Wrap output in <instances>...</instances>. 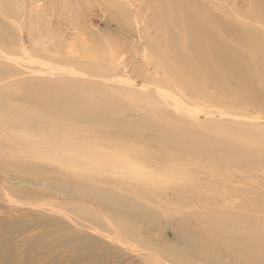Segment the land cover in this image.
<instances>
[{"label": "rangeland", "instance_id": "rangeland-1", "mask_svg": "<svg viewBox=\"0 0 264 264\" xmlns=\"http://www.w3.org/2000/svg\"><path fill=\"white\" fill-rule=\"evenodd\" d=\"M113 1L118 2L0 0V103L10 102L16 110L38 113L44 119L50 114L40 109L42 98L66 105L88 96L95 104L85 113L117 111L123 116L110 125L63 122L62 127L73 128L67 136L47 128L38 131L29 128L32 125L0 122V264H157L142 240L158 249L178 250L162 227L166 220L174 228L184 226L188 238L199 243L210 239L202 234L205 212H219L222 206L237 212L264 205V84L254 65L257 59L264 60V49L247 44L255 38L252 44L258 47L257 38L264 39V0L211 1L218 20L231 23L233 29L222 32L213 26V35L225 43V54L223 59L211 58L201 46L199 54L207 62L201 70L183 47L185 33L170 21L175 15L183 21L170 0H160L167 13L158 21V10L152 6L157 0H151V5L149 0H123L134 8L129 20L145 32L140 34L130 22L125 30L134 38L125 46V32L110 20L111 9L107 16L103 11ZM77 3L79 12L73 11ZM70 17L77 22L78 34L69 24ZM102 18L111 22L107 25ZM56 21L63 25L58 33L65 48L63 60L49 57L64 51L50 50L45 58L27 43L38 28L55 29ZM171 33L179 40L175 51ZM145 38L146 50L141 41ZM72 47L83 61L69 57ZM124 47L133 50L130 63L116 73L117 61H107L104 55ZM166 62L172 71L169 66L167 71ZM152 69L165 76L168 87L155 88V81L148 84L146 72L151 80L161 77ZM36 86H42L41 90ZM23 94L34 99L18 101ZM170 99L191 102L198 116L179 114L180 107L167 104ZM0 113H5L1 119L13 115ZM62 180L70 182V188H61ZM90 185L110 187L129 215L108 212L70 194L72 189L86 190ZM109 199L117 202L115 197ZM190 205L197 211L187 212ZM95 214L99 220L90 217ZM38 217L44 220L41 224ZM107 220L128 227L138 234L137 239L106 231ZM92 222L101 225L97 228ZM75 223L92 225L95 231H80ZM73 228L86 231L88 238H75L69 231Z\"/></svg>", "mask_w": 264, "mask_h": 264}, {"label": "bare ground", "instance_id": "bare-ground-1", "mask_svg": "<svg viewBox=\"0 0 264 264\" xmlns=\"http://www.w3.org/2000/svg\"><path fill=\"white\" fill-rule=\"evenodd\" d=\"M66 1L67 0H65V2ZM161 1L157 0V4L152 5L154 7V9L158 10V13H159L157 16V21L161 18L163 19L164 17H166L165 15L167 13L165 3L163 4V3H161ZM211 1L213 2V0H207V1L206 0H170V4L173 7H177V9L179 8L181 16L183 18V21H181L175 15L171 18L170 21L172 22L173 25H175V27H177V28L180 27V29L183 30V32L185 33L186 42H184L183 47L190 51L189 59L195 61L200 66V68L198 70H201L203 67V64L207 63L206 60L202 59L201 55L199 54L200 48H202V47L205 48L206 52L209 54V56L211 58H217L219 60V59H223V57H224V54H225L224 44L225 43L220 38H216V36L213 35V30L215 29V27H213V26H216V28L219 26L220 29L222 30V32L227 31L229 29H233V25L231 23H227L224 20H218V17H216L214 14V11L211 10V9H213V6H214ZM79 2L81 3V1H79ZM57 4H58V2H57ZM127 4L128 3L123 2V0H120V1L118 0V2L113 1V3H110V5L108 4V6L106 5V7H103V11L105 13L109 11L107 9H111L110 13L113 16L110 17V20H113L116 23V26L118 27L119 31L124 30L125 34L122 35V36H124V37H122L124 39V41H122V42H124V43H122L124 46L127 44L128 41H132L134 38V34L132 32L125 30V27H130L129 26V25H131L130 22L133 25L135 22L132 20L130 21L129 19H131V18L128 17V15L134 13V11H133L134 8L132 9L131 8L132 6L127 5ZM149 4L151 5V0H149ZM78 5L79 4L77 3L76 10H73V11L79 12L78 7H77ZM37 10H38V8H37ZM115 13L118 15L117 17H120L122 19V22H121V19L119 21L116 19L117 17L115 16L116 15ZM105 15L107 16V13ZM197 16H200L203 19H200ZM71 19L72 18L70 17V20H69L70 23L69 24H70V26L73 27L74 30H77V34H78L79 28L77 27V22L72 23ZM57 21L55 22L56 23L55 29L54 28H48L46 25L44 27L42 26L43 28L42 27L38 28L35 32L32 33V38H31V40H28L27 43H29L28 45L32 46V48H37L39 50V52L42 54V56H44L45 58L49 57L48 55H49L50 50H51V52L53 50L57 51V53L64 51V54L59 53V57H53V58L49 57V59H52V60H54L56 58L63 60L64 55H65V48H64L63 41L59 38V35H58L60 29L63 28L62 27L63 25H60L61 23H59ZM100 21L104 22L107 25L109 24V22H111V21L108 22L107 18L106 19L102 18V20H100ZM206 23L211 25L212 27H207L205 25ZM135 24H137V23H135ZM64 26L66 27L67 25H64ZM135 26L138 28L137 31L140 32V34L143 33L145 35V32L142 31L138 25H134V28L136 29ZM140 26H142V25H140ZM31 28H33V27H31ZM85 32L92 34V32L89 29H86ZM107 33H108L107 31H104L105 35H107ZM171 34L172 35H170V39L172 40V43L175 46L179 40L175 35H173V33H171ZM72 38L74 39V37H72ZM254 39H252V40L250 39L251 42L248 41L247 44L252 45V48H254L255 50H259L260 47H261V49L262 48L264 49V39L257 38L258 42L260 43V46H258V47H257L258 44H254V45L252 44ZM46 41H48L50 43L48 48L44 46V43ZM83 41L85 43V40H83ZM141 41H143V43L145 45L144 49L146 50L147 49L146 44L148 43V39L145 38V40L143 39ZM80 45H81L80 47L84 46V48H86V50H87V47H85V45H83V43L80 42ZM86 46H88V45H86ZM198 46H200V47L198 48ZM68 47H70V46H68ZM72 49H73V47L71 48V51L69 53H67L69 55V57H73L74 61H79L82 58L81 61H83L84 58L82 56L75 55L77 52L73 53ZM177 49L178 48L176 46L172 48V50H174V51ZM132 52H133V50H130V48L125 49V47H124L123 49H119L118 51H115L114 55H109L108 52H106V54L104 53L105 54L104 57H106L105 60H107V61H112V62L117 61L116 67H118V68L114 69V71L116 70L115 71L116 73H120L125 68H127V66L129 65ZM70 53L71 54L73 53L74 55H71ZM178 55L180 56V54H178ZM198 55L201 57L202 60L198 59L199 58ZM111 56H113L112 59H111ZM93 58H95V57L94 56L92 58L88 57V59H93ZM145 58H143V59H145ZM145 63H148V61L146 60ZM166 64H167V67L169 66L170 70L172 71V66L167 62H166ZM254 65L256 66V75L260 76V82L264 84V77H263V75H264L263 74V72H264V60L262 58L257 59L255 61ZM187 66L189 68V65H187ZM116 67L114 66L113 68H116ZM169 67L167 70L168 72H169ZM152 70L156 74H158L159 77L160 76L161 77L159 79L155 78V79L151 80L150 76H149V74H151V73L145 71L146 74H144V75L145 76L148 75L147 77H149V79L147 80L148 84L149 83L152 84V82L155 81L156 83L154 85L152 84L153 86H155V88L168 87L169 83H167L168 81H165V79H164L165 76L161 75L160 72L158 73L155 69H152ZM187 74H189V72H187ZM123 79L125 82H128L127 78H123ZM80 82H82V81H80ZM121 82H123V81H121ZM142 84H143V82H142ZM35 88H38L41 90L42 86H40V87L36 86ZM135 88L137 89V87H133V88L131 87L130 90L133 89L132 91H134ZM138 91H141V89L139 88ZM180 93H182V92L180 91ZM32 96L33 95H30V94H23V95L19 96L17 98V100L22 101V102H30L34 99ZM61 96L62 95H59V99L62 100L64 98V96L63 97H61ZM92 104H95V101L92 98H89L88 96L87 97L82 96L81 98H79V101L77 103L74 102V103L70 104V102H69L66 105L65 104L61 105V102L59 103L58 101L54 102L53 98H42V100H41L42 107H40V109H43L44 111H46L47 113L50 114L49 117L42 119V117L41 118L38 117V113L33 114L30 112H24L22 110L18 111L14 108V106L10 102L1 101L0 112L5 111V112L13 114V115H11L7 118H4V119L0 118V122L15 123V124H19V125L26 126V127L27 126L29 127L30 125H32V127L30 126L29 128H31L33 130L38 129V131H42L44 128H47V129H50V131H53L55 134L57 133L59 135L62 134L63 136H67L68 132L69 133L72 132L73 128L69 131V129L66 126L62 127L61 124L63 122L71 121V122H73V123L75 122L77 124H83L86 122H92V123L98 122V123H102V124L105 123L104 125H108V124L110 125L113 122L121 121V119L123 118V116L119 114L120 112H117V111H111V112L108 111V112L100 114V115L96 114V112L85 113V111H86L85 109L88 106L89 107L92 106ZM167 104L170 107L175 108V109L177 107H180V111L182 113H179V114L184 115L188 118L192 117V115L194 117L198 116L195 108H191V106H193V105L189 101L185 100L184 102H176L175 99L174 100L170 99L167 102ZM5 106H7L8 108ZM183 106H185V107L183 108ZM1 114H5V113H0V115ZM54 126L56 128H59V130L52 129V127H54ZM39 129H42V130H39ZM39 136H41V135H39ZM47 136H49V135H47ZM47 136H45V137H47ZM32 137H34V136H32ZM45 137H42V138L46 139ZM54 138H56V137H54ZM95 179H98V178H95ZM82 181H84V180H82ZM95 183H96V181H95ZM97 184H98V182H97ZM97 184H95V185H97ZM60 186L63 189L64 188H70V182L62 180ZM105 186H107V184ZM105 186L101 187V186H91L90 185V186H87L88 188H86V190H82L79 188L72 189L73 191L70 190V194L75 198H82L85 201H91L97 207L108 210V212L119 213L121 215L128 216L129 214L127 212L130 210L125 208V206H123L119 203V201H118L119 198L113 194V192L109 189L110 187H105ZM236 190H238V189H236ZM36 197H42V194H36ZM113 197H115L117 202L112 200V199H109V198H113ZM46 202H48V201H46ZM138 210H139V212H141L140 215L145 214L140 209H138ZM186 210H187V212H190V213L197 211L196 206H194V205L186 206ZM72 211H74V210H72ZM72 211H70V212H72ZM101 213H102V211H101ZM176 216H177V214H176ZM90 217L99 220L97 218L98 216H96V214L94 216L92 215ZM188 217H191V216L186 217V219L190 220ZM65 218L68 219L69 216L68 217L65 216ZM72 218L74 219L75 217L72 216ZM204 218L205 219H202L200 221L205 226L202 234L209 236L210 239L202 238V240L199 243H197L194 240H193L194 241L193 242L192 240H190L188 238V234H185L184 226L179 225L180 227L174 228L172 226V221L166 220L163 223L162 227H163V229H165V231L167 230L169 232L168 239L170 240V238H173L175 244L177 245V247H179L178 248L179 251L178 250H176V251L165 250V249H163V247H162V249H158L156 247H153L152 245L151 246L147 245L145 243V241H143V240H142V244L146 249H148L147 253L152 254L155 258L158 259L159 263H157V264H264V205H262V207H259V206L258 207H256V206L242 207L237 212L236 211L234 212L228 206H226V207L222 206V210L219 212L218 211L217 212H212V211L205 212ZM35 219H36L38 224H41L44 221L40 217L35 218ZM142 219H143V217H142ZM70 221H71V218H70ZM78 222H80V221H78ZM95 223H97V225ZM95 223L92 222V224L96 225L97 228L99 227V225H101V224H99V222H95ZM74 225H77V226L79 225L80 231L81 230L83 231V229H86V231H88V230L89 231L90 230L95 231L94 230L95 228L92 225H87V224H82V223L81 224L75 223ZM81 225H83V226H81ZM81 228H83V229H81ZM104 228L106 231H110V232H112L111 234H116L118 237H123V236H125V237L129 236L130 237V236H132V237L137 239V236H138V234H134L132 231H130L128 229V227L121 225L119 222H116V223L111 222L110 223V221L107 220V221H105ZM69 231H72L73 233H75V235H76L75 238H77V239H83L84 236H85L84 238L87 237V234H83L86 231L81 233L80 231L79 232L74 231V228L69 230ZM90 235H91V233H90ZM129 239H127V240H129ZM136 241H138V240H136ZM116 243H118V242H116ZM128 244H129V242H128ZM131 244H132V242H131ZM128 246L129 245H127V247ZM145 253L142 252V254H145Z\"/></svg>", "mask_w": 264, "mask_h": 264}]
</instances>
